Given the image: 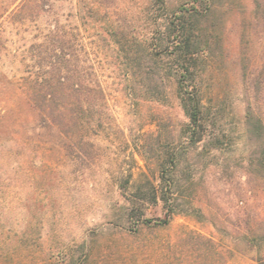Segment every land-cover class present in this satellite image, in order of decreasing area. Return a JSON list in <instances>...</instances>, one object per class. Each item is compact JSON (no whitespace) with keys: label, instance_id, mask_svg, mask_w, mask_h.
<instances>
[{"label":"rangeland","instance_id":"1","mask_svg":"<svg viewBox=\"0 0 264 264\" xmlns=\"http://www.w3.org/2000/svg\"><path fill=\"white\" fill-rule=\"evenodd\" d=\"M9 1L0 0V11ZM124 1L135 24L145 25L141 2ZM54 10L65 25L80 24L71 0H58ZM51 17L35 24L45 27ZM204 20L211 50L202 97L230 144L178 158L175 195L183 207H201L199 221L174 215L154 231L126 221L121 193H132L145 177L158 183V138L176 144L186 117L170 92L164 102L140 97L95 26L83 41L105 102L82 132L93 143L83 160L72 159L58 144L63 138L29 112L17 84L0 85V264H62L85 250L81 264H174L182 227L212 238L225 264H256L264 256V134L250 135L244 123L251 103L264 125V0H214ZM35 24H3L10 40L0 71L13 81L24 69L13 54L33 40ZM163 214L160 203L145 209L148 218Z\"/></svg>","mask_w":264,"mask_h":264},{"label":"trees","instance_id":"2","mask_svg":"<svg viewBox=\"0 0 264 264\" xmlns=\"http://www.w3.org/2000/svg\"><path fill=\"white\" fill-rule=\"evenodd\" d=\"M57 1L10 0L0 11V53L6 51L10 40L4 23L35 24L42 16H52L47 26L34 25L36 31L31 42H26L20 50L15 49L17 53L13 55L20 56L24 66L22 75L13 81L0 71V85L17 84L29 112L63 138L58 144L72 159L83 160L85 145L92 147L93 143L84 140L82 132L99 116L105 102L101 83L91 64L88 65L83 41L86 31L96 30L98 26L100 31L95 34L112 45L127 81L139 89L140 97L164 102L170 92L186 117L176 144L158 138V183L145 177L144 183H137L132 193H121L127 203L126 221L153 231L167 228L174 215L199 221L196 218L203 215L201 207L191 203L183 207L178 202L176 173L178 158L184 151L200 147V154H210L230 144L214 112L204 103L201 90L211 50L209 28L204 25V19L213 8L214 0H175L171 6L170 0H139L143 5L139 13L146 22L141 27L127 12L124 0H71V14L79 25L61 22V13L54 10ZM80 25L84 26L82 33ZM244 123L250 135L264 134V125L251 103L247 104ZM262 155L264 160V147ZM261 166L264 171V165ZM158 203L163 216L145 217V209ZM177 240L174 264H225L226 256L212 238L182 227ZM84 248L83 245V251ZM83 256L62 264H81L88 257L86 250ZM256 264H264V256L258 255Z\"/></svg>","mask_w":264,"mask_h":264}]
</instances>
